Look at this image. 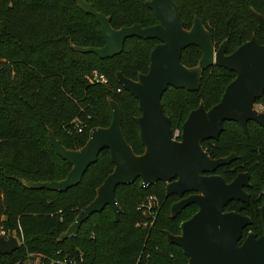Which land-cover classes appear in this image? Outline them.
<instances>
[{
  "label": "trees",
  "instance_id": "trees-1",
  "mask_svg": "<svg viewBox=\"0 0 264 264\" xmlns=\"http://www.w3.org/2000/svg\"><path fill=\"white\" fill-rule=\"evenodd\" d=\"M110 17L113 28L133 24L143 27L157 23L146 0H86ZM184 28L195 17L203 22L217 48L226 41L231 53L251 34L264 44L252 9L264 16V0H174ZM66 11L62 20L58 15ZM100 47L104 44L93 16L79 9L74 0H0V232L14 235L20 247L0 255V264H22L29 255L40 257V264H187L182 249L167 241L165 231L179 234V225L197 211L196 204L170 217V206L178 196L165 194V183L143 188L140 179L119 185L115 198L121 208L117 220L110 206L93 213L75 236L58 240L79 211L96 195V189L113 170L107 149L102 150L81 181L64 192L33 189L23 181H56L65 178L71 166L49 144L51 130L67 149H78L93 127H106L111 119L107 99L121 109V129L136 154L143 152L135 117L140 115L137 100L115 80L122 73L133 80L145 73L156 39L131 37L122 51L100 59L94 53H81L70 44ZM201 51L189 46L182 51L186 67L197 65ZM96 70L106 83L90 82ZM235 73L211 65L202 71L197 91L168 87L161 102L170 118L172 132L202 101L209 109L216 104ZM177 106L181 125L175 127L166 105ZM167 100V101H166ZM264 107V93L256 100ZM183 117V116H182ZM81 131L78 132V127ZM211 158L235 153L236 159L214 172L229 182L239 172H248V203L229 202L225 210L251 219L243 234L262 232L259 207L264 199V128L249 121L247 132L226 121L218 139L201 143ZM149 196L157 199L155 217L138 209ZM195 207V209H193ZM243 236V237H244Z\"/></svg>",
  "mask_w": 264,
  "mask_h": 264
},
{
  "label": "water",
  "instance_id": "water-1",
  "mask_svg": "<svg viewBox=\"0 0 264 264\" xmlns=\"http://www.w3.org/2000/svg\"><path fill=\"white\" fill-rule=\"evenodd\" d=\"M74 1L81 11L94 17L104 41L100 47L71 43L74 50L105 59L118 55L125 40L131 37L156 39L158 43L150 52L147 71L139 73L136 80L126 77L122 71L115 73L117 83L137 100L140 115L135 117V122L143 145L141 154H136L126 141L121 129V109L111 98L107 99L111 111L109 125L91 128L82 147L67 149L48 130L49 144L71 168L61 180L23 181L25 186L64 192L81 181L104 149L108 150L113 163L112 172L98 186L94 199L79 211L58 240L75 236L80 225L106 205L111 207L117 220L121 212L115 198L117 186L140 179L141 187L147 188L162 181L167 196L180 197L170 206V217L190 204L198 208L180 223L179 234L165 231L167 241L182 249L187 264H264V199L259 207L262 234L248 232L243 238V230L251 224L250 217L227 211L225 207L231 201L248 203L245 188L250 185V175L239 172L226 182L214 172L235 160V153L211 158L201 145L205 140L218 139L226 121L236 122L245 133L248 121L264 128V112L254 109L255 101L264 93V44H259L253 35L231 53H226V41L216 48L198 17L193 19L189 29L184 28L174 0L145 1L157 19L156 24L147 27L133 24L117 29L111 26L110 17L97 11L91 3ZM251 11L264 33V16ZM191 45L199 48L201 56L197 65L189 68L182 64L181 54ZM211 65L232 71L235 77L225 86L216 104L206 109L201 101L188 113L181 125L180 138H175L170 118L163 109L162 95L168 87L197 91L202 71ZM185 193L191 194L184 197ZM19 247L16 236L0 234V255L11 254Z\"/></svg>",
  "mask_w": 264,
  "mask_h": 264
},
{
  "label": "built area",
  "instance_id": "built-area-1",
  "mask_svg": "<svg viewBox=\"0 0 264 264\" xmlns=\"http://www.w3.org/2000/svg\"><path fill=\"white\" fill-rule=\"evenodd\" d=\"M89 81L90 82L106 83L107 82V78L103 74H100L96 70H94L92 72L90 78H89ZM254 109L257 110V111H263L264 110V107H263V105L261 103H255L254 104ZM81 129L82 128L80 126V127H78L77 131L80 132ZM178 135H179V132L177 130L174 131L173 136L175 138H177ZM157 205H158V203H157L156 197L149 196L147 198V201L146 202H142L140 204V206H138V209L144 211L145 213H148L150 215V217L154 218L155 217V210H153V209H155V207H157ZM1 233L4 234L3 232H1ZM70 264H74V262L71 261ZM136 264H139V263H136Z\"/></svg>",
  "mask_w": 264,
  "mask_h": 264
},
{
  "label": "rangeland",
  "instance_id": "rangeland-1",
  "mask_svg": "<svg viewBox=\"0 0 264 264\" xmlns=\"http://www.w3.org/2000/svg\"><path fill=\"white\" fill-rule=\"evenodd\" d=\"M65 15H66V11H62L59 15H58V19L59 20H62L64 17H65ZM193 22V21H192ZM254 34H251V37L253 36ZM250 37V38H251ZM256 37V36H255ZM249 38V39H250ZM168 96H170L169 97V99H168V101L169 102H167V104H165L166 105V108H167V111H168V113L169 114H171V118H172V120H173V124L175 125V127H178L179 125H181V123L182 122H180V119L182 118V120L183 119H185V116H186V114L187 113H184V115H182V116H179V114H178V111H177V106L174 104V103H171V91H168ZM167 101V100H166ZM110 109V108H109ZM111 112V111H110ZM111 120V119H110ZM178 131V128H176L175 129V131ZM47 133H48V131H47ZM48 139V138H47ZM193 209H195V207H193ZM1 233V232H0ZM2 234V233H1ZM2 235H4V234H2ZM21 244V243H20ZM22 264H40V257L39 256H37V255H29L28 256V258L22 263Z\"/></svg>",
  "mask_w": 264,
  "mask_h": 264
},
{
  "label": "flooded vegetation",
  "instance_id": "flooded-vegetation-1",
  "mask_svg": "<svg viewBox=\"0 0 264 264\" xmlns=\"http://www.w3.org/2000/svg\"><path fill=\"white\" fill-rule=\"evenodd\" d=\"M226 53H227V52H226ZM255 103H256V101H255ZM255 103H254V104H255ZM256 111H257V110H256ZM257 112H264V110H263V111H257ZM248 122H249V121H248ZM248 122H247V123H248ZM252 122H253V121H252ZM178 139H179V138H178ZM233 161H234V160H233ZM233 161H232V162H233ZM245 191H246V188H245ZM192 193H193V192H192ZM189 194H191V193H185L183 196L186 197V196L189 195ZM176 196H177V195H176ZM178 197H179V196H178ZM179 199H180V197L178 198V200H179ZM250 225H251V224H250ZM250 225H249V226H250ZM246 228H247V227H246ZM246 228H245V229H246ZM245 229H244V230H245ZM244 230H243V232H244ZM248 232H252V231H248ZM248 232H247V233H248ZM262 232H263V229H262ZM262 232H261V234H262ZM253 233H254V232H253ZM255 234H256V233H255ZM261 234H259V235L256 234V235H257V236H260ZM243 236H244V234H243ZM245 236H246V235H245ZM245 236H244V237H245ZM244 237H243V238H244Z\"/></svg>",
  "mask_w": 264,
  "mask_h": 264
}]
</instances>
